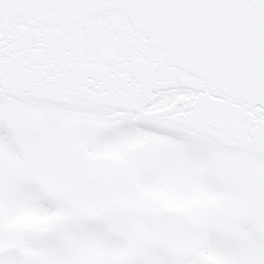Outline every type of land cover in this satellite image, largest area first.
Masks as SVG:
<instances>
[{
    "label": "snow or ice",
    "instance_id": "snow-or-ice-1",
    "mask_svg": "<svg viewBox=\"0 0 264 264\" xmlns=\"http://www.w3.org/2000/svg\"><path fill=\"white\" fill-rule=\"evenodd\" d=\"M0 264H264V0H0Z\"/></svg>",
    "mask_w": 264,
    "mask_h": 264
}]
</instances>
